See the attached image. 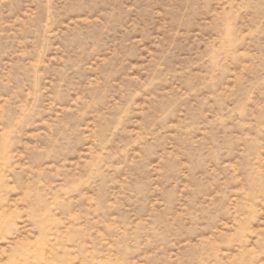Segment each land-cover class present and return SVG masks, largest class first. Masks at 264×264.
<instances>
[{
	"label": "rangeland",
	"instance_id": "374dc122",
	"mask_svg": "<svg viewBox=\"0 0 264 264\" xmlns=\"http://www.w3.org/2000/svg\"><path fill=\"white\" fill-rule=\"evenodd\" d=\"M0 264H264V0H0Z\"/></svg>",
	"mask_w": 264,
	"mask_h": 264
}]
</instances>
